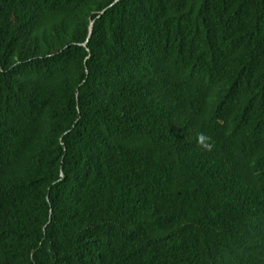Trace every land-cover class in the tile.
Listing matches in <instances>:
<instances>
[{
	"label": "trees",
	"instance_id": "1",
	"mask_svg": "<svg viewBox=\"0 0 264 264\" xmlns=\"http://www.w3.org/2000/svg\"><path fill=\"white\" fill-rule=\"evenodd\" d=\"M0 264H264V0H0Z\"/></svg>",
	"mask_w": 264,
	"mask_h": 264
},
{
	"label": "water",
	"instance_id": "2",
	"mask_svg": "<svg viewBox=\"0 0 264 264\" xmlns=\"http://www.w3.org/2000/svg\"><path fill=\"white\" fill-rule=\"evenodd\" d=\"M93 26V25H92ZM92 26H91V28H92Z\"/></svg>",
	"mask_w": 264,
	"mask_h": 264
}]
</instances>
